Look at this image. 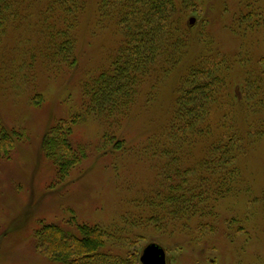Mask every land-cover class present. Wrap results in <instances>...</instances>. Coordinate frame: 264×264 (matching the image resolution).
<instances>
[{
  "label": "rangeland",
  "instance_id": "1",
  "mask_svg": "<svg viewBox=\"0 0 264 264\" xmlns=\"http://www.w3.org/2000/svg\"><path fill=\"white\" fill-rule=\"evenodd\" d=\"M102 1L65 13L54 0H20L0 37V122L13 138L9 156L0 151V264H56L33 237L52 223L98 227L111 237L106 253L139 264L152 243L166 264H264V0L177 1L180 31L114 116L86 92L126 47ZM207 65L223 87L193 135L172 117L186 77ZM74 115L70 141L85 157L61 178L41 141ZM232 134L236 178L218 188L201 162ZM184 190L195 199L182 206L170 195Z\"/></svg>",
  "mask_w": 264,
  "mask_h": 264
},
{
  "label": "trees",
  "instance_id": "2",
  "mask_svg": "<svg viewBox=\"0 0 264 264\" xmlns=\"http://www.w3.org/2000/svg\"><path fill=\"white\" fill-rule=\"evenodd\" d=\"M19 1L0 0V37L10 20L17 17L21 6ZM177 1L183 0L102 1L100 10L115 19L125 38L126 47L123 57L114 63L112 72L102 74L86 90L89 95L88 104L98 112L107 111L109 116H114L119 108L128 106L136 92L139 79L155 65L160 56L168 52L173 35L180 31L181 23L175 21L171 15ZM186 1L184 0V3ZM75 2L76 0H54L65 13H72ZM212 67L207 65L203 70L196 69L186 77H191L192 81L179 98L180 109L173 113L172 117L173 122L183 124V127L179 126L182 131L198 135L206 130L203 125L210 121L209 106L219 98L220 88L223 87ZM79 117L81 116L74 115L69 122L53 126L41 141L43 156L55 166L57 176L61 178L67 176L85 157L83 150L76 149L70 141L72 127L78 124ZM83 121L84 119H81V122ZM176 130L177 126L172 127L170 132ZM170 134L174 136L173 133ZM225 136L228 137L222 142L226 143L209 145V153L215 152V155H210L213 162H201L203 169H207V180L215 177L218 181L213 183L218 188L228 187L236 178V157L232 151L236 149V137L234 134ZM216 145L220 147L221 153L214 148ZM12 148L13 138L0 122V151L6 157ZM172 175L169 176L170 179L177 176L179 179L182 174L175 170ZM189 191H176L170 198L184 206L190 203L191 199H195L193 195L188 196ZM74 226V230H69L54 223L40 225L33 234L36 252L56 264H139L137 254L123 258L106 253L104 249L111 237L100 228L84 224Z\"/></svg>",
  "mask_w": 264,
  "mask_h": 264
},
{
  "label": "water",
  "instance_id": "3",
  "mask_svg": "<svg viewBox=\"0 0 264 264\" xmlns=\"http://www.w3.org/2000/svg\"><path fill=\"white\" fill-rule=\"evenodd\" d=\"M193 19L190 20V24ZM141 264H166V255L164 250L157 244H149L144 249L140 256Z\"/></svg>",
  "mask_w": 264,
  "mask_h": 264
}]
</instances>
